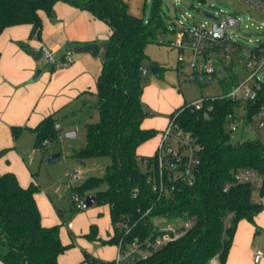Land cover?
<instances>
[{
    "label": "trees",
    "instance_id": "16d2710c",
    "mask_svg": "<svg viewBox=\"0 0 264 264\" xmlns=\"http://www.w3.org/2000/svg\"><path fill=\"white\" fill-rule=\"evenodd\" d=\"M58 2L91 13L112 30L97 81L98 100L94 106L99 121L87 126L86 146L77 155L81 161L108 157L111 164L102 178L87 179L74 194H91L96 198V206L109 207L113 234L108 240H101L93 227L87 237L103 245L127 249L136 239L164 233L153 223L154 218L192 219L194 226L180 238L134 264H226L240 222L255 226L256 216L264 210L254 203L250 184L235 183L234 175L242 169L256 170L264 178V142L232 143L227 130L229 116L235 115L241 104L227 98L239 85L237 73L224 65V75L228 72V77L219 76L228 88L224 95L196 99L170 115L169 120L174 119L199 148L201 166L194 185H179L160 199L153 186L159 180L158 155L138 154L139 148L157 135L155 130L143 127L144 121L153 115L143 103V79L148 75L143 71L147 70V46L165 44L163 36L175 34L174 25L167 26L157 6L151 20L144 21L130 12L124 0H0V36L9 28L32 25L30 39H39L43 28L41 12L54 18ZM21 47L31 51L28 44ZM200 100L204 101L203 107L195 110L193 105ZM247 109V121L251 123L255 109L250 104ZM57 125L56 117L51 115L34 129L12 127V134L17 139L24 130H30L35 134L36 147L46 149L51 141L59 140L61 130ZM7 152L0 151V159ZM145 168H152L151 174L145 173ZM228 184L231 188L225 191ZM102 185H106L105 190H100ZM39 192L36 183L24 188L14 173H0L3 264H59V257L72 247L63 244L61 226L43 225L36 200ZM229 215L231 226L226 225ZM84 262L116 264V260H100L86 252Z\"/></svg>",
    "mask_w": 264,
    "mask_h": 264
},
{
    "label": "rangeland",
    "instance_id": "374dc122",
    "mask_svg": "<svg viewBox=\"0 0 264 264\" xmlns=\"http://www.w3.org/2000/svg\"><path fill=\"white\" fill-rule=\"evenodd\" d=\"M258 1L264 2V0ZM127 4L130 6L133 15L146 22L151 20L157 6L167 26H173L175 23L178 24L182 21L185 28L191 29L194 25H201L207 21L205 14L216 17L227 15L234 19L244 20L242 29H234V33L231 35L237 43V48L232 60L227 64L228 67H233L234 72L237 73L239 84H242L250 74L246 67L248 58L244 56L245 49H255L260 43L264 42V13L251 9L242 0H129ZM187 14L192 18L189 21H185ZM163 39L165 44L152 43L145 50L147 56L145 64L148 75L143 79V88L145 90L146 86L156 85L160 92L168 91L169 88L174 89L175 94H162L161 96V93H158L157 96H154L155 100L162 97V100L170 105H175L174 103L178 100L179 105L178 107L174 106L171 114L178 111L185 103H190L202 97L214 98L226 93L228 88L219 79V74L211 83L193 82L192 52L185 51L183 62H180L179 50L169 44L176 40V35L168 33L163 36ZM72 56L76 57V54L73 53ZM38 64L40 67L49 66L43 60ZM154 68L159 69V75L154 73ZM260 76H264V73ZM227 77L228 72H226L223 79ZM177 95L181 98L178 99ZM97 100V93L96 95L89 94L84 100L56 115L58 124L63 128L61 132L62 141L56 139L51 141L46 149L37 148L35 135L26 133L18 138L16 151H19L26 160L28 171H23L25 176L31 181H33V178L36 179L41 194L47 197L51 205L48 210L54 212L59 221V226L73 222L79 214H89L96 211L95 217L100 220L104 231L111 232L112 225L109 219L110 210L108 206H93L86 210H80L73 203L75 189L79 188L89 178H102L107 167L111 164V159L108 157L86 159L84 161L77 158L78 153L86 146L87 126L99 121V113L94 106ZM144 106L146 111L153 115L144 121L143 127L148 130H155L157 135L142 145L138 150V154L141 157H153L160 144L163 128L168 125L171 114H161L160 109L164 106L160 109H154L149 103H144ZM235 116L238 119L237 130L232 131L230 127L227 128L232 143L248 140H261L264 142V130L260 128L258 118H252L250 125L244 124L248 117L245 101L241 102L235 110ZM162 118L167 119V122ZM73 133L76 134L74 139L69 137V134ZM57 154H61V158L53 164L49 163V160ZM76 172H80L81 179L74 187H71L70 175L76 174ZM105 189L106 185H102L100 188V190ZM78 195L81 199L91 196V194L82 193ZM231 218L232 215H229L226 219L227 226H231ZM152 221L160 228L171 229L178 227L184 220L154 218ZM239 226L254 225L248 221H242ZM84 238L94 245L95 250L103 248L87 236H84Z\"/></svg>",
    "mask_w": 264,
    "mask_h": 264
},
{
    "label": "crops",
    "instance_id": "0c3cea01",
    "mask_svg": "<svg viewBox=\"0 0 264 264\" xmlns=\"http://www.w3.org/2000/svg\"><path fill=\"white\" fill-rule=\"evenodd\" d=\"M124 1L127 3L129 0ZM55 14L54 18H49L45 12H41L43 28L39 39H30L32 25L9 28L0 36V151L8 150L0 159V173H14L24 188L36 183V179L31 181L25 176L23 171H28L27 163L21 153L16 151V145L20 136L33 132L24 130L14 139L12 127L34 129L46 117H56L59 112L84 100L89 94L96 95L97 81L103 68V49L98 57L89 54L72 56L71 65L53 69L52 66L40 67L31 56V51L24 50L22 44H28L31 50L46 47L52 52L56 62L63 63V58L71 49L92 43L103 47L112 35L107 24L91 13L65 2L55 5ZM38 70L42 73L35 79ZM158 93L161 96L172 95L176 91L169 88L168 91L160 92L156 85L146 86L143 103L151 104L154 109L164 106L160 109L161 114H171L174 106L178 107V100L175 105L164 102L162 97L155 100L154 96ZM177 97L181 98L178 95ZM164 121L167 122V119ZM60 128L62 132L61 125ZM36 200L43 225L59 226L54 212L48 210L51 205L47 197L39 192ZM95 215L96 211L79 214L73 222L61 226L63 244L72 247L59 257V264H86L85 252L104 261L116 260L118 247L95 241L103 247L95 250L94 245L84 238L91 233L93 227L97 228L98 238L101 240H108L109 235L113 234V226L111 232L104 231ZM109 219L111 222L110 211ZM255 223V226L238 225L226 264H256L255 252H264V210L256 216ZM0 264L3 263L0 261ZM258 264H264V259Z\"/></svg>",
    "mask_w": 264,
    "mask_h": 264
},
{
    "label": "built area",
    "instance_id": "2783aa9c",
    "mask_svg": "<svg viewBox=\"0 0 264 264\" xmlns=\"http://www.w3.org/2000/svg\"><path fill=\"white\" fill-rule=\"evenodd\" d=\"M251 9L264 13V2L258 0H242ZM216 17V16H215ZM217 20H209L201 25H194L193 28H185L184 22L174 24L172 29L176 30V40L170 42L173 48L180 52V62H183L184 52L189 50L193 54L194 81L211 83L220 72L224 75V67L232 60V56L237 48V43L231 35L234 29H242L244 20L234 19L231 16L216 17ZM190 15H186L185 21H189ZM264 29V28H263ZM264 42L260 43V45ZM42 59L47 65L55 69L72 64L73 52L69 51L65 55V61L58 63L54 60L52 52L46 47L41 48ZM245 52H248L245 56ZM244 56L248 58L246 63L250 71L247 79L238 85L227 98L233 101L243 102L251 105L255 109L252 118L259 119V126L264 130V49H245ZM225 65V66H224ZM147 70L143 71L147 75ZM204 101L195 102V110H201ZM229 127L232 131L237 130L238 119L235 115H230ZM244 124L250 125L248 121ZM57 129L61 130L60 125ZM75 138L76 134H69ZM62 141V134L59 135ZM49 145V143H46ZM199 148L194 145L193 140L176 124L175 120L169 121L166 128L162 131L161 141L158 145L156 154L158 155L159 180L154 181V191L159 194L160 199L176 190L179 185L192 186L196 182L200 170L201 161L197 152ZM144 163H147L145 161ZM152 168H145V173L151 174ZM236 184H250L253 187V201L258 206L264 208V178L256 170L242 169L235 173ZM81 179L80 172L70 175V185L74 187ZM151 181V180H149ZM231 185L225 186V191L230 190ZM73 203L80 210L88 209L86 199H81L78 194H74ZM149 213V212H148ZM147 213V214H148ZM194 221L188 219L183 221L178 227L171 229H161L163 234L144 240L136 239L127 249L119 248L116 264H134L138 260H147L151 255L159 252L170 242L180 238L184 231L191 229ZM264 259V252H255V263L258 264Z\"/></svg>",
    "mask_w": 264,
    "mask_h": 264
},
{
    "label": "water",
    "instance_id": "95a60500",
    "mask_svg": "<svg viewBox=\"0 0 264 264\" xmlns=\"http://www.w3.org/2000/svg\"><path fill=\"white\" fill-rule=\"evenodd\" d=\"M205 17L209 20H217V18L211 14H205ZM107 48H108V43L104 44L103 47H101L97 43H92V44H87L84 46L75 47L73 50V53L76 55L89 54L93 57H98L101 54V51L103 49L102 57H103V61H104ZM263 49H264V44L255 48V50H263ZM247 54H248V52H245V56H247ZM31 56L33 57V59L37 63H39L42 59V51L40 49H32L31 50ZM153 71L156 75H158V68H154ZM41 73H42V71L38 70L35 79H38L41 76ZM222 74L223 73L220 72V76ZM60 158H61V154H57L49 160V163L53 164V163L57 162ZM86 206L88 209L93 207V206H96V198L94 196L87 197L86 198Z\"/></svg>",
    "mask_w": 264,
    "mask_h": 264
}]
</instances>
